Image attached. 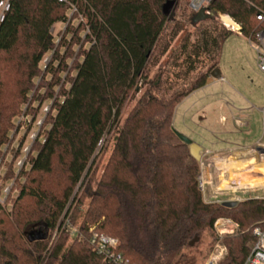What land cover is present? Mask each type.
Returning <instances> with one entry per match:
<instances>
[{"label": "trees", "instance_id": "1", "mask_svg": "<svg viewBox=\"0 0 264 264\" xmlns=\"http://www.w3.org/2000/svg\"><path fill=\"white\" fill-rule=\"evenodd\" d=\"M167 1L12 3L0 27V157L23 105L30 102V112L33 102L42 104L48 75L44 98L51 107L15 176L18 194L6 198L11 212L0 205V264H118L98 251L95 235L115 238L113 250L125 264H182L185 251L207 232L213 242L205 264L219 218L239 229L224 238L227 254L217 264L246 260L254 228H264V198H245L235 207L206 200L201 163L178 137L174 115L219 69L233 31L216 14L229 15L248 38L264 28L257 19L264 0H211L204 18L192 0H177L168 17ZM57 23L66 25L58 42ZM110 137L111 154L94 184L108 142L90 164ZM33 231L44 237L31 241Z\"/></svg>", "mask_w": 264, "mask_h": 264}, {"label": "rangeland", "instance_id": "2", "mask_svg": "<svg viewBox=\"0 0 264 264\" xmlns=\"http://www.w3.org/2000/svg\"><path fill=\"white\" fill-rule=\"evenodd\" d=\"M207 3L208 2L203 1L200 8L205 7ZM220 14L223 15V18L219 16V13L216 14V17L224 24V17H229V15L224 13ZM77 23L78 20L73 21L75 26H77ZM65 28L66 25L63 23H57L54 26L53 32L57 42L64 34ZM186 29H191V27L187 24ZM68 38L71 39V35H68ZM73 48L75 51L78 50L77 46H74ZM65 52L66 50L61 48V54L64 55ZM49 58L50 55H48V58L45 59L44 63H48ZM71 59V57H68V62H71ZM219 70L222 73L223 80L216 83L215 87H217L218 92H216L215 96L224 104V110H221V114L228 113L231 118H233L232 113L234 116L242 114H250V116H252L253 121L249 133H247L245 129L240 128L232 134L236 137V145L249 146L262 139L264 135V111H261V108H264V73H262L258 68L257 52L249 41V38L243 34L233 32L226 39L222 49ZM155 72L156 71H154V74ZM46 80H48V82H43L40 87L42 104L40 105L38 101L33 102V107L30 109V112L28 111L29 109H27L30 102L23 105L22 113L15 120L16 127L11 133L8 146L4 148V154L0 157V205L4 206L9 212L12 210V202L10 200L7 202L6 198L12 191V186L16 180L15 176L18 173L19 168L23 166V163L31 150V146L42 127L45 114L51 107V99L44 97L50 89L49 83L51 82L49 81H52V77L48 75ZM36 83L37 85L40 84V79H38ZM37 87L38 86H36V88ZM55 88L58 90V87ZM203 93L205 92H193L176 107L174 115V128L176 131L187 136L195 143L197 141H204L205 143V141L212 142L214 140V142L221 144V140L225 139L226 135L222 133L213 134L215 129L218 131V128L214 127V122L218 119L217 114L219 112L212 115L208 120L201 118L199 103L200 95ZM138 97L139 94H137L136 98L126 106L121 120L125 119L128 111L136 102ZM31 98L32 95H30V100ZM241 108L245 109V111H239ZM26 111H28V115H25ZM231 118L230 120H232ZM218 123L222 124L219 120ZM119 124L120 121L116 128ZM220 127L221 125L219 128ZM108 140L109 141L105 138L101 142L94 155L92 163L90 164L91 167L95 160L98 159L99 154L103 151L105 143L108 142V145H106L107 150L100 162L94 184H96L99 179L102 169L106 164L114 145V141L111 137ZM252 157L253 156L252 154L250 155V152H246V150H244L239 155L235 156L230 155L218 159L216 157L201 158L200 163L204 166H209L208 176L206 173H200L201 188L205 193V197L208 200H218L223 202L232 197L235 199L240 192L250 191V193H247V196L249 197H260V195H263L264 192L262 191H264V181L259 184L255 181L258 177L264 176V159L261 158L253 160L251 159ZM218 160L219 163L222 162V165L219 164L220 167L216 164ZM250 163V167L244 169V166ZM87 173L88 171L85 176ZM250 175H252V178H248ZM246 180H251L252 182L248 183ZM244 182H247L249 186H242L244 185ZM202 183H204V185H202ZM208 186H210L213 191L211 193L212 195L209 194ZM17 194L18 189H13L11 192L12 198H15ZM212 242V234L207 232L204 233L197 247L185 251L181 263L204 264L205 258L211 249L210 246Z\"/></svg>", "mask_w": 264, "mask_h": 264}, {"label": "crops", "instance_id": "3", "mask_svg": "<svg viewBox=\"0 0 264 264\" xmlns=\"http://www.w3.org/2000/svg\"><path fill=\"white\" fill-rule=\"evenodd\" d=\"M222 80H223L222 73L220 71V77L217 78V77L210 76L207 84L204 87L196 90V91L205 92L202 95H200V103H199L200 108L199 109H200L201 118L208 120L212 115L219 112L217 114L218 119H216L214 122V127L218 128V131L215 129L213 131V134L222 133L226 135V138L221 140V144L214 142V140L212 142L205 141V143L204 141H200V142L197 141L196 144L200 146L201 148L200 152H201L202 158H205V157L215 158L216 157L218 159V158L226 157L230 155L235 156V155H239L241 152L246 150V152H250V155L252 154L253 157L251 159L253 160H258L261 158L264 159V152L260 148L261 146H264V135L262 139L252 143L249 146L236 145V137L233 136L232 134H234L235 131L240 128L245 129V131L249 133L253 118L252 116H250V114H242V115L234 116V114L232 113L233 118H231V116L228 113L221 114V112L224 110V104L223 102L219 100V98H216L215 96L216 92H218V89L217 87H215V85L217 82L222 81ZM239 111H245V109L241 108L239 109ZM261 111H264V108H261ZM230 118L232 120H230ZM218 120L222 124H219ZM263 120H264V116H263ZM220 125L221 127L219 128ZM216 164L222 165V163H219V160L217 161ZM208 167L209 166H204L201 163V173H206L208 176L209 175ZM208 189H209V194H211L213 191L211 190L210 186H208ZM247 193H250V191L240 192V194H238V196L235 197L236 200L232 197V198L227 199L226 201H241L242 199H245V198H259V197H249L247 196ZM260 197L264 198V194L260 195ZM226 201H223V202H226Z\"/></svg>", "mask_w": 264, "mask_h": 264}, {"label": "built area", "instance_id": "4", "mask_svg": "<svg viewBox=\"0 0 264 264\" xmlns=\"http://www.w3.org/2000/svg\"><path fill=\"white\" fill-rule=\"evenodd\" d=\"M15 0H0V27L6 18L7 13L10 11L12 3ZM64 1V0H62ZM203 1L210 2L211 0H201L194 4L200 8ZM209 13V11H208ZM219 16L223 15L219 13ZM223 18V17H222ZM231 18V17H230ZM232 19V18H231ZM257 19H264V12L262 11ZM223 20V19H222ZM234 24H227L224 20V25L231 31L242 34L241 26L234 19H232ZM249 38V41L255 48L257 52L258 68L264 73V28L255 31ZM204 187V186H203ZM206 200H208L206 198ZM232 225V227L230 226ZM239 229V224L235 223L233 220L228 218H219L215 222V230L218 236L217 242L211 252V255L207 261L210 264H217L222 258L227 254V249L223 244V240L226 235H235ZM253 234L256 237V242L252 246L249 255L243 264H264V228L261 226H256L253 230ZM93 241L97 244L98 251L114 259L118 264H125L124 260L121 259L120 255H116L113 248L117 246L118 241L115 238H111L105 235H95ZM206 263V264H207Z\"/></svg>", "mask_w": 264, "mask_h": 264}, {"label": "water", "instance_id": "5", "mask_svg": "<svg viewBox=\"0 0 264 264\" xmlns=\"http://www.w3.org/2000/svg\"><path fill=\"white\" fill-rule=\"evenodd\" d=\"M194 1L193 0L191 2V6L194 10H196L198 12V15L200 18H204L207 16V14H209L207 11H206V8L203 7V8H198L197 5L194 4ZM178 1L177 0H168L164 6H163V13L168 16V17H171L174 13V10L176 8V5H177ZM230 17V16H229ZM211 76L212 77H220V70L219 69H216L214 70L212 73H211ZM178 137L186 144L189 145L190 147V151H191V154L198 160L200 161L202 156H201V148L200 146H198L196 143H194L190 138H188L187 136L179 133L178 131H176ZM263 152H264V146H261L260 147ZM240 201H226V202H223V205L225 206H228V207H235L238 205ZM44 237L43 233L41 231H33L30 233L29 235V238L31 241H35V240H40Z\"/></svg>", "mask_w": 264, "mask_h": 264}, {"label": "bare ground", "instance_id": "6", "mask_svg": "<svg viewBox=\"0 0 264 264\" xmlns=\"http://www.w3.org/2000/svg\"><path fill=\"white\" fill-rule=\"evenodd\" d=\"M201 0H197V3H199ZM224 21L228 24H234V22L232 21V19H230L229 17H224ZM222 163V162H221ZM248 163V162H247ZM251 163L250 164H246L244 167V169H247V167H250ZM264 165V164H263ZM246 173V171H245ZM238 174V173H237ZM243 174V173H242ZM239 176V175H238ZM247 177V176H246ZM252 178V175L248 176V178ZM238 178V177H237ZM242 178V177H241ZM252 180V179H251ZM251 180L247 181L248 183L252 182ZM254 180V179H253ZM264 181V176L263 177H258V179H256L255 182H257V184L259 183H262ZM247 182H244V185L242 186H249V184ZM202 185H204V183H202ZM210 264V263H208Z\"/></svg>", "mask_w": 264, "mask_h": 264}, {"label": "flooded vegetation", "instance_id": "7", "mask_svg": "<svg viewBox=\"0 0 264 264\" xmlns=\"http://www.w3.org/2000/svg\"><path fill=\"white\" fill-rule=\"evenodd\" d=\"M200 184V186H201V183H199Z\"/></svg>", "mask_w": 264, "mask_h": 264}]
</instances>
